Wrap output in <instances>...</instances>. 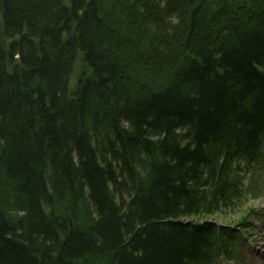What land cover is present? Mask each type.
I'll return each instance as SVG.
<instances>
[{
    "label": "trees",
    "instance_id": "1",
    "mask_svg": "<svg viewBox=\"0 0 264 264\" xmlns=\"http://www.w3.org/2000/svg\"><path fill=\"white\" fill-rule=\"evenodd\" d=\"M107 2L0 0V264L231 259L198 219L264 147V0Z\"/></svg>",
    "mask_w": 264,
    "mask_h": 264
},
{
    "label": "rangeland",
    "instance_id": "2",
    "mask_svg": "<svg viewBox=\"0 0 264 264\" xmlns=\"http://www.w3.org/2000/svg\"><path fill=\"white\" fill-rule=\"evenodd\" d=\"M102 10H109L107 0H99ZM80 54L76 56L74 69L71 75V86L79 78L82 71ZM250 168L242 170L240 177L241 194L236 202L223 208L213 216L198 219L199 223L212 222L220 228L230 232V236L240 240L235 243L237 247L233 261H223L220 264H264V148L261 151V159ZM1 178L0 195L6 198L4 206L10 208L13 204V194ZM3 198V199H4ZM9 200V202H8ZM185 222H195L193 218L184 219ZM197 220V221H198ZM228 234V233H227ZM223 259V258H220Z\"/></svg>",
    "mask_w": 264,
    "mask_h": 264
}]
</instances>
